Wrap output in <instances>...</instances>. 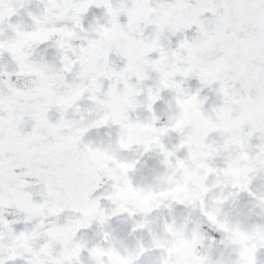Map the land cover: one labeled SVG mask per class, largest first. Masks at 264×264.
<instances>
[{"label": "clouds", "instance_id": "obj_1", "mask_svg": "<svg viewBox=\"0 0 264 264\" xmlns=\"http://www.w3.org/2000/svg\"><path fill=\"white\" fill-rule=\"evenodd\" d=\"M0 264H264V0H0Z\"/></svg>", "mask_w": 264, "mask_h": 264}, {"label": "snow or ice", "instance_id": "obj_2", "mask_svg": "<svg viewBox=\"0 0 264 264\" xmlns=\"http://www.w3.org/2000/svg\"><path fill=\"white\" fill-rule=\"evenodd\" d=\"M206 2H207L209 5H211V4L214 2V0H206Z\"/></svg>", "mask_w": 264, "mask_h": 264}]
</instances>
